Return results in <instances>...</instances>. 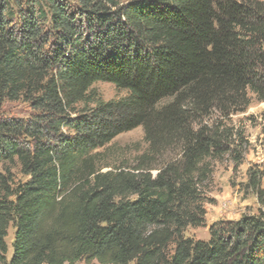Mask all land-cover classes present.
<instances>
[{"label":"trees","instance_id":"obj_1","mask_svg":"<svg viewBox=\"0 0 264 264\" xmlns=\"http://www.w3.org/2000/svg\"><path fill=\"white\" fill-rule=\"evenodd\" d=\"M250 95L264 103L262 0H0V109L32 111L0 113V264H264L257 166L256 214L184 236L205 224L213 163L242 162L227 121ZM136 128L146 151L102 172L96 151Z\"/></svg>","mask_w":264,"mask_h":264},{"label":"rangeland","instance_id":"obj_2","mask_svg":"<svg viewBox=\"0 0 264 264\" xmlns=\"http://www.w3.org/2000/svg\"><path fill=\"white\" fill-rule=\"evenodd\" d=\"M74 4V0H67ZM264 1V0H262ZM95 97L104 101L117 100L126 96L123 91L116 90L112 85L106 83H97L93 86ZM251 102L243 113H238L229 117L227 125L240 131L246 142V151L240 165H234L229 157H224L220 162L213 163L212 183L205 192V224L200 228L188 227L184 236L194 240L207 241L209 238V227L218 221H233L239 219L242 215H253L257 213V203L254 195L245 188L247 183V171L249 168L257 166L264 174V136L262 130V116L264 115V103L257 102L254 96L250 95ZM92 107V104L88 105ZM83 105L76 106L80 111ZM0 113L2 116L26 119L32 111L30 107L22 102L3 103ZM215 116L211 121H215ZM211 123V122H210ZM68 132L67 130H64ZM147 144L144 142V134L141 128H136L129 132L120 134L114 138L104 148L97 150L98 164L102 166V172L121 168L123 166L131 167L136 157L144 153ZM167 155L161 158V161L167 159ZM156 172L152 171V175ZM16 180L24 181L15 170ZM264 187V176L262 180ZM14 230L11 225L8 228L5 242L7 244V259L11 255V242L13 240ZM78 264H85L79 262ZM90 264H97L93 261Z\"/></svg>","mask_w":264,"mask_h":264},{"label":"crops","instance_id":"obj_3","mask_svg":"<svg viewBox=\"0 0 264 264\" xmlns=\"http://www.w3.org/2000/svg\"><path fill=\"white\" fill-rule=\"evenodd\" d=\"M232 220H237V219H232Z\"/></svg>","mask_w":264,"mask_h":264}]
</instances>
